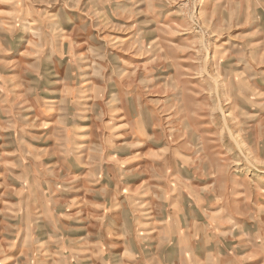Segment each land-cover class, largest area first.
<instances>
[{
  "label": "rangeland",
  "instance_id": "1",
  "mask_svg": "<svg viewBox=\"0 0 264 264\" xmlns=\"http://www.w3.org/2000/svg\"><path fill=\"white\" fill-rule=\"evenodd\" d=\"M0 264H264V0H0Z\"/></svg>",
  "mask_w": 264,
  "mask_h": 264
}]
</instances>
